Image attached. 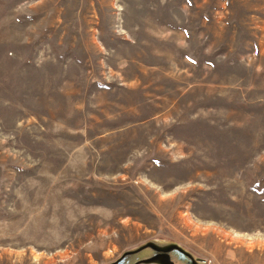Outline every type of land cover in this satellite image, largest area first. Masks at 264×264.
<instances>
[{"label": "rangeland", "instance_id": "rangeland-1", "mask_svg": "<svg viewBox=\"0 0 264 264\" xmlns=\"http://www.w3.org/2000/svg\"><path fill=\"white\" fill-rule=\"evenodd\" d=\"M145 248L264 264V0H0V264Z\"/></svg>", "mask_w": 264, "mask_h": 264}, {"label": "water", "instance_id": "water-1", "mask_svg": "<svg viewBox=\"0 0 264 264\" xmlns=\"http://www.w3.org/2000/svg\"><path fill=\"white\" fill-rule=\"evenodd\" d=\"M154 250L151 248H145L138 252L128 254L121 259L117 264H138L142 261L148 260L154 255ZM183 263L187 260L182 259Z\"/></svg>", "mask_w": 264, "mask_h": 264}]
</instances>
